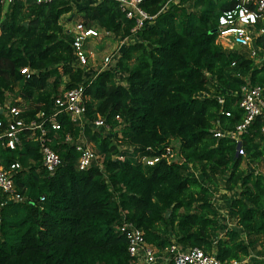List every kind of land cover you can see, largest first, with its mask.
<instances>
[{
    "label": "trees",
    "instance_id": "16d2710c",
    "mask_svg": "<svg viewBox=\"0 0 264 264\" xmlns=\"http://www.w3.org/2000/svg\"><path fill=\"white\" fill-rule=\"evenodd\" d=\"M165 2L141 0L150 18L135 32L113 0H10L3 10L0 2V107L30 102L21 116L40 112L37 121H45L55 112L59 86H81L84 106L80 125L64 113L54 118L58 130L45 124L46 144L60 160L52 172L43 169L30 131L21 133L13 150L0 140V166L18 164L12 179L21 196L10 200L0 191V264H138L117 229L124 222L158 250L175 243L219 260H242L258 246L255 255L262 258L261 121L254 118L237 135L242 155L233 137L216 138L212 128L217 122L230 131L240 122L234 95L240 86H259L264 95V36L253 40L254 56L223 48L212 30L233 0H178L164 8ZM62 17L112 38L127 37L114 68L75 64ZM96 117L104 127H94ZM79 136L101 156L100 168L77 169L73 144ZM157 157L150 165L141 162ZM243 161L253 170L241 168ZM219 190L224 206L212 198ZM223 218L233 228H222Z\"/></svg>",
    "mask_w": 264,
    "mask_h": 264
},
{
    "label": "built area",
    "instance_id": "2783aa9c",
    "mask_svg": "<svg viewBox=\"0 0 264 264\" xmlns=\"http://www.w3.org/2000/svg\"><path fill=\"white\" fill-rule=\"evenodd\" d=\"M5 5L10 0H1ZM35 4L49 3L54 0H31ZM117 2L119 9L125 14L126 18L133 20V27L130 32H135L144 25V22L150 18L143 11L139 3L141 0H113ZM178 0H166L163 7L170 3H176ZM234 6L231 9L222 11L216 20L214 33L216 39L220 38L223 48H244L250 56L255 52L252 47L253 40L258 36H264V0H233ZM71 33V47L75 64L85 66L87 64L86 44L96 38L99 34L110 36L106 31H100L96 28H86L80 23H73L68 30ZM119 42L114 52L104 56L101 60V67L105 68L109 61L116 57L120 47L127 41V37H113ZM223 43L225 45H223ZM25 77L28 76L25 68L20 70ZM238 97L237 106L241 110V120L232 130L223 131L219 128L218 123L212 128V135L216 138L225 135L231 136L239 144L238 137L240 133L246 132L254 118L261 121V132L264 133V95L262 88L259 86H240L234 93ZM82 87L75 86L67 90L60 88L59 93L53 98L52 105L54 113L45 118V121H37L42 118V113L35 114L34 118L26 119L21 116L23 110L9 103L0 107V140H3L4 146L13 150L19 142L20 135L23 131H30V139L36 141L39 145L41 165L47 172H52L59 165V157L46 144L47 129L45 124L49 125L51 130H58L60 125L54 119L56 114L64 113L72 123L81 124L84 113L82 105ZM220 102V100H218ZM219 114L229 116V113L220 109ZM94 127H104L103 121L96 117L92 122ZM38 134L34 135V131ZM64 141H71V137L65 134ZM77 152L76 167L78 170L87 168L93 164L100 168L101 156L94 149H91L84 139H78L73 144ZM166 151L165 159L169 160L172 156ZM236 154L242 155L240 144ZM157 158H141V162L148 165L156 162ZM19 166L17 163H10L6 167L0 166V191L7 194L10 200H20L21 196L15 192L13 187L12 172ZM118 231L124 234L126 239V250L130 257L135 258L138 264H162L171 262L172 264H240L250 257L242 260H219L213 254L204 252L199 247L180 249L175 243H171L162 250L153 248L144 242L142 232L134 227L131 223L124 222L118 226Z\"/></svg>",
    "mask_w": 264,
    "mask_h": 264
},
{
    "label": "rangeland",
    "instance_id": "374dc122",
    "mask_svg": "<svg viewBox=\"0 0 264 264\" xmlns=\"http://www.w3.org/2000/svg\"><path fill=\"white\" fill-rule=\"evenodd\" d=\"M0 2H1V0H0ZM5 6L6 5L4 3H2V10L5 8ZM61 20H62L63 28L69 30L73 23L70 22L68 19L67 20L64 19V17H62ZM220 40H221L220 38H217V39L215 38V42L221 44ZM223 45H225V44L223 43ZM116 46H119V42L118 41H116L112 37L103 36V34H101V33L96 38H92V40H90L86 44V47H85V50H86V53H87V64L85 65V68L87 70H91V71H93V70L95 71L96 69H99L101 67L102 58L104 56L108 55L109 53L114 52L116 50V48H117ZM121 47H120V49H121ZM114 60H115V57L113 59H111V61H109V63L106 66H104V67L105 68H111V67L114 68ZM255 61H256V58H255ZM116 73L119 75V73L117 71H116ZM59 88H62V86H59ZM15 90H16V88L10 94V96H9L10 98H13V93L15 92ZM19 108L21 110H24V109L26 110V109L32 108V104L30 102H25V103H22ZM80 138H81V136L78 137V139H80ZM86 144L91 149H94L93 145L90 142H86ZM166 151L170 153V154H168V156H166L167 158H169V155H171L172 152L170 151L169 148H167ZM240 166H241V168H246L249 171L253 170V168L251 166L246 167L244 161L241 163ZM263 170H264L263 168L260 169V171H262V172H263ZM221 193L224 194L225 192L222 191V190L216 191L214 193V195L212 196V198H213V201L215 203H217V204L221 203L220 206H224L225 205V201L222 200V202H221L218 199L219 194H221ZM226 194H228V193L226 192ZM233 195H235V194H233ZM219 215L220 216H224L225 215L224 214V208H221L219 210ZM222 221H225L224 218L221 219V223H220L222 228H225V227L233 228V225H230L229 223L225 224ZM257 250H258V246H256L255 249L251 252L250 258L251 259H255V260H259V261L260 260L264 261V254L262 255V258L261 257H257L255 255Z\"/></svg>",
    "mask_w": 264,
    "mask_h": 264
},
{
    "label": "water",
    "instance_id": "95a60500",
    "mask_svg": "<svg viewBox=\"0 0 264 264\" xmlns=\"http://www.w3.org/2000/svg\"><path fill=\"white\" fill-rule=\"evenodd\" d=\"M25 25V24H24ZM212 32H214V29L212 30ZM238 143H236V146H235V152L237 151V149H238Z\"/></svg>",
    "mask_w": 264,
    "mask_h": 264
},
{
    "label": "crops",
    "instance_id": "0c3cea01",
    "mask_svg": "<svg viewBox=\"0 0 264 264\" xmlns=\"http://www.w3.org/2000/svg\"><path fill=\"white\" fill-rule=\"evenodd\" d=\"M80 1V0H79Z\"/></svg>",
    "mask_w": 264,
    "mask_h": 264
}]
</instances>
